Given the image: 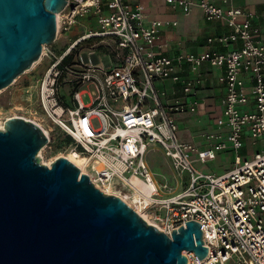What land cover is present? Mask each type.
<instances>
[{"label": "built area", "instance_id": "built-area-1", "mask_svg": "<svg viewBox=\"0 0 264 264\" xmlns=\"http://www.w3.org/2000/svg\"><path fill=\"white\" fill-rule=\"evenodd\" d=\"M166 1L186 14L198 5L207 20L224 21L229 29L208 36L201 51L162 53L161 27L177 21L153 18L145 23L142 1L67 0L56 12L54 41L43 44L39 61L46 58V65L24 91L30 104L35 99L42 113L71 136L63 151L72 148L84 157L81 171L100 190L120 195L141 214L143 209L154 222L147 221L167 234L188 219L205 224L208 251L199 258L194 250H183L187 264H264V20L233 0ZM82 18L96 27L58 53L52 44ZM231 42L238 44L218 47ZM204 63L223 67L219 78L225 93L216 124L226 129L203 132L208 144L201 146L181 138L177 117L198 111ZM167 78L179 83L180 94L169 95L157 85ZM66 86L69 90L63 91ZM20 107L27 110L13 115L37 122L47 134L43 156L53 141L51 130L28 114L38 111L35 105ZM248 136L259 148L243 156ZM157 144L170 159L174 187L168 181L160 185L148 162ZM226 149L236 151L230 168L215 173L201 166ZM56 157L51 156L50 167Z\"/></svg>", "mask_w": 264, "mask_h": 264}, {"label": "water", "instance_id": "water-1", "mask_svg": "<svg viewBox=\"0 0 264 264\" xmlns=\"http://www.w3.org/2000/svg\"><path fill=\"white\" fill-rule=\"evenodd\" d=\"M66 2L0 0V90L54 41ZM47 141L22 115L0 128V264H187L183 250L207 253L205 224L188 219L167 234L66 156L40 161Z\"/></svg>", "mask_w": 264, "mask_h": 264}, {"label": "crops", "instance_id": "crops-1", "mask_svg": "<svg viewBox=\"0 0 264 264\" xmlns=\"http://www.w3.org/2000/svg\"><path fill=\"white\" fill-rule=\"evenodd\" d=\"M132 1H142L145 4V23L150 22L153 18H169L177 21V24H164L161 27L158 43L161 44L159 50L162 53L175 54L180 51H201L208 45V36L224 33L229 29L224 21L207 20L204 11L198 5H195L190 14H186L180 7H173L166 0ZM214 1L216 3L222 2V0ZM233 1L236 5L243 8L255 10L260 16L259 21L264 20V0ZM86 22L90 24L87 18H82L75 28L80 27V29L83 28L82 30L85 31L87 29ZM262 36L264 38V34ZM237 44V42H231L228 47L217 45L220 49H229L235 47ZM201 71L205 77V81L197 90L200 96L198 111L194 113H182L177 118L181 138L201 146H206L208 141L204 138L203 132L226 129L225 127L220 128L216 124L217 116L222 113V97L225 93V84L219 78L223 72V67L211 66L209 63H204ZM157 85L162 87V89H166L170 93L169 95L173 93L180 94L181 92L179 83H174L169 78L158 80ZM245 140L246 144L241 148L240 153L243 156H249L258 145L249 136L245 137ZM152 149H150L148 155ZM235 155L236 151L234 149L220 150L216 153L214 160L204 163V165L202 164L204 166L202 167L215 173L222 172L232 166ZM166 158L168 159V157ZM168 162L172 168L170 159H168Z\"/></svg>", "mask_w": 264, "mask_h": 264}, {"label": "rangeland", "instance_id": "rangeland-1", "mask_svg": "<svg viewBox=\"0 0 264 264\" xmlns=\"http://www.w3.org/2000/svg\"><path fill=\"white\" fill-rule=\"evenodd\" d=\"M87 28L93 27L96 24L87 23ZM77 25V24H76ZM75 25V26H76ZM72 27L71 32L68 36H61L58 41L52 44L53 47L57 50V52H61L65 49V46L70 43V41L75 38L78 34H81L84 30L80 29V27L75 28ZM96 27V26H95ZM76 30H75V29ZM87 42L84 41L81 43L82 46H86ZM100 54L103 55V49H98ZM76 52V50H74ZM46 63V58L36 62V64L33 66V68L29 69L28 71L20 74L15 79V82L7 87H3L0 90V119L5 121L6 118L12 116L13 114H18L19 112H24L27 110V107H20V106H27L29 107L36 106L37 112L32 113L31 111H27L29 115H31L33 118H36L45 125L48 129L51 130V136H52V143L51 147H48L45 152H43V156H40V161L49 163L52 155L58 154L60 155L63 153L65 148H61V146H56V143L54 140L57 139L58 136L64 135V132L58 125H56L52 120H50L44 113H42L39 106L36 104L35 99L33 100V104H30L32 101L29 100L26 96V93L24 91V86L33 84V80L35 76H37L38 73H40ZM69 86H66L63 91L69 90ZM85 99L87 100L88 97L85 95ZM158 145V144H157ZM159 146V145H158ZM155 147L151 150L150 154L147 156L148 162L150 164L151 169L154 171V176H156L158 183L162 185L164 182H169V185L171 187L175 186V175L174 170L171 168L170 163L168 162V159L163 153V150L161 147ZM60 147V148H59ZM259 147L257 146L256 149ZM41 151V150H40ZM43 151V150H42ZM63 151V152H62ZM40 153V152H39ZM204 165V164H203ZM201 165V166H203ZM204 167V166H203ZM184 175L187 177V174L184 173ZM117 186L121 184V181L116 179ZM123 189H125L124 186H122ZM164 195L167 194V190H164ZM168 196V195H166ZM153 220V218H151ZM161 224V222H160Z\"/></svg>", "mask_w": 264, "mask_h": 264}, {"label": "bare ground", "instance_id": "bare-ground-1", "mask_svg": "<svg viewBox=\"0 0 264 264\" xmlns=\"http://www.w3.org/2000/svg\"><path fill=\"white\" fill-rule=\"evenodd\" d=\"M39 59H40V58H39ZM39 59L36 60L33 64L35 65L36 62L39 61ZM34 65H33V66H34ZM36 65H37V64H36ZM31 68H33V67H31ZM31 68H29V69H31ZM29 69H27V70H29ZM3 127H4V121L0 119V128L2 129ZM42 149H43V148H42ZM42 149H41L40 153H42ZM62 152H63V151H62ZM40 153H39V155H41ZM60 155H64V156H66V157L69 158L71 161H73V162H75L77 165H79V166L81 167L82 171H85V164H84V163H85V159H84V157H82V156L78 153L77 150L72 149V148H69L68 151H64V152L61 153ZM60 155H58V156H60ZM49 161H50V164H51V159H50ZM47 164H49V163H47ZM108 191H110V190H108ZM141 212H142L143 217H144L146 220H148L149 222H152V221H153V220L151 219L150 215H149L148 213H146V211H144V210L142 209ZM153 222H154V221H153Z\"/></svg>", "mask_w": 264, "mask_h": 264}, {"label": "trees", "instance_id": "trees-1", "mask_svg": "<svg viewBox=\"0 0 264 264\" xmlns=\"http://www.w3.org/2000/svg\"><path fill=\"white\" fill-rule=\"evenodd\" d=\"M76 51L78 49H75ZM75 52L73 51L72 53H70L69 55H67L65 57V60H70L73 56H74ZM71 136L69 134H65L64 135H61V136H58L55 141L56 143V146H61V148H65L66 146H68V144L71 142ZM60 148V147H59Z\"/></svg>", "mask_w": 264, "mask_h": 264}]
</instances>
